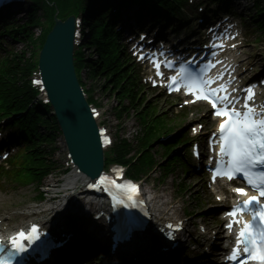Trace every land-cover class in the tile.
<instances>
[{
    "label": "trees",
    "instance_id": "obj_1",
    "mask_svg": "<svg viewBox=\"0 0 264 264\" xmlns=\"http://www.w3.org/2000/svg\"><path fill=\"white\" fill-rule=\"evenodd\" d=\"M36 1H39V3L43 5L45 10L44 16L51 19L53 17V9L48 7L43 0ZM48 1H54L57 4L62 3V0ZM29 16L25 25L29 27L28 29H31L36 25V19L34 20L32 14ZM260 21L264 24V19ZM85 24L92 34V38L86 45H95L96 49L94 52L95 54L97 53V59L88 58L84 61L89 79L96 83H100L99 88L102 93L116 98L119 105H121V109L118 111L119 115L121 112L126 113L128 110L133 109L137 113V116L147 117L150 113L148 102H146L145 99L138 98L129 78H127L122 71L118 73L112 66L115 57L108 32L106 31L104 33L105 38L101 41V44H96L93 36L96 34L100 24L94 21V13L89 12L86 15ZM25 25L23 27H25ZM33 39V34H29L27 40L31 43ZM40 43H43V38L40 40ZM25 46L28 47V43H25ZM25 55L26 53H14L10 62L5 67V72L0 76V101L4 108H11L13 112L27 111L26 115L20 116L16 120L19 124L29 127L30 131L36 135L35 137L37 139H33V145L27 147L25 150L27 155V163L24 164L25 173H32V175L35 176L37 173L41 172L44 175L53 165L48 163L47 155L50 153L44 152L41 148V144L45 142L51 143L54 140V132L57 131V128L52 122L49 124L48 121L34 118L40 106L31 102L32 98L25 80L28 64V59L25 58ZM38 121H41L39 125L45 126L49 131L45 135L36 133ZM142 126L145 128V125L142 124ZM148 135L147 141H143L146 138V134H144L140 145L144 144L148 146L149 142L155 138L154 132H149ZM119 147V160L128 162L125 160L127 152L126 143H122Z\"/></svg>",
    "mask_w": 264,
    "mask_h": 264
},
{
    "label": "rangeland",
    "instance_id": "obj_2",
    "mask_svg": "<svg viewBox=\"0 0 264 264\" xmlns=\"http://www.w3.org/2000/svg\"><path fill=\"white\" fill-rule=\"evenodd\" d=\"M245 1V3H242L243 5V11L242 13L244 14L245 12L247 13V16L249 15H253L254 14V9L253 8V3L254 0H243V2ZM260 1H264V0H260ZM263 7H264V3H263ZM241 10V9H239ZM23 17V18H22ZM18 16V18L16 19H25L24 16ZM40 31V30H39ZM33 34L34 36H37L38 30L37 29H33ZM14 49L16 50V52H21V51H25L27 54L25 56V58L28 57L29 55V49H26V47L22 44V43H18L13 45ZM263 44L262 43H258L256 45L253 46V48L250 50L251 51V55L255 58H259V60L263 63L264 62V56L262 53V48ZM34 48H36V44H34ZM85 57H87V55H89V53H91L90 50H85ZM24 53V52H23ZM83 80L86 83V85L90 86L92 89V96H94L96 102L101 105V107L103 108V110L105 111L106 114H108V119L111 123H113V117H112V111L111 108L113 107L112 105L110 106V104L114 105V98L113 97H109L107 98V96H104V94H101L100 90H99V82H95V81H91L89 79L88 76H86L85 74L83 75ZM154 93H149L146 94L148 97H156L157 98V102L159 104V108H163V111L166 112L167 109H165L167 107V104L165 103V101L163 100V98L160 95H155L152 96ZM195 116V115H194ZM136 128V122L134 119H124L123 121H121L119 123V126L117 127L116 130L117 131V137L119 136V138H123V137H127V135H132L133 130H135ZM130 132H132L130 134ZM130 136H128L127 138H130ZM59 145H60V138L58 136V138L55 137L54 139V143L53 145L47 146L46 149L48 150L50 147H53V149H55V152L53 153V156H51V159L55 162V163H59L60 164V153L58 152L59 149ZM157 161H160V158L157 157L156 158ZM60 167V166H59ZM60 169V168H59ZM64 177H66L65 175H62V172L60 170H55L49 177H47L44 181H43V186H42V190L46 191L48 188L53 187V186H49L52 183H54L55 180H59V186H61V184L64 181ZM159 171L156 168V170H154L152 172V174L149 175V177H143L141 178L142 180H144L145 182V189H151V190H156L158 193H163L166 194V198L165 200L170 201V194L173 193V188L176 187V183L182 181V178L185 180L184 184L189 187L188 190L182 194L179 195L178 197L181 198L182 202H183V207L187 208L190 211H200V209H198V207L195 206V203L193 202V200H196L197 197L200 200V195L201 192H203L202 189V182L200 180H197L195 178L190 179L189 176H182L180 171L177 170L168 180L166 181H161L159 180ZM58 186V187H59ZM34 189L33 192L31 191L30 188H26L25 191L23 193H15L14 195H9L10 193H7L5 198L0 200V207H5V208H10L14 213L19 214V213H23L25 212V210L28 207H32V206H25V204H27L29 202V200L31 199V197L33 196L34 193ZM166 192V193H165ZM45 201L40 205L43 206V208L45 207H53L55 206L59 200H55L54 202H51V195L49 196L48 194H45ZM205 198H207V196H204ZM203 207H202V211L200 213L197 214V218L195 219V222H199V221H204V223H206L209 226H214L216 223L214 221V217L216 215V209L215 206L211 204L210 200H208L207 202L203 203ZM28 212V211H27Z\"/></svg>",
    "mask_w": 264,
    "mask_h": 264
},
{
    "label": "snow or ice",
    "instance_id": "obj_3",
    "mask_svg": "<svg viewBox=\"0 0 264 264\" xmlns=\"http://www.w3.org/2000/svg\"><path fill=\"white\" fill-rule=\"evenodd\" d=\"M175 83V80H174ZM194 82L190 87H194ZM191 94V93H190ZM212 103V107L215 110L214 114L216 116L226 117V122L220 125V139L221 144V154L228 155L230 157L231 168L226 174L229 180L233 179V173H242L246 178L249 172L257 167L258 165H264V119L259 121L252 115V109L245 105L247 111L241 113L234 109H222L221 106L216 105L215 101L211 100L208 94L204 97ZM225 97V101H227ZM261 182H264V176L261 178ZM249 184L252 183L251 179L248 180ZM118 188L121 186L117 185ZM255 187V185H253ZM126 190L129 193L128 199H131V193H136L137 189L135 187H127ZM236 191L244 195L243 189H236ZM260 195L264 197V190L260 191ZM256 197H252L249 201H246L243 206L240 207V211L246 210L249 205L256 201ZM231 216H236L237 211L233 210L229 213ZM259 216L261 221H264V209L260 211H254L253 219ZM229 228L232 224L228 225ZM32 232H36V228L33 227ZM256 234L252 230V227L245 224L244 229L239 233L237 238L236 247L233 249V257L237 252L241 251V245H243V253L248 255L251 259L264 261V255H262L258 248H256ZM261 241L264 242V230L260 232ZM21 240L27 239L24 233L19 234ZM31 242V241H30ZM14 245V251L23 252L25 249L22 244H17L16 240L12 241ZM252 244L253 248H249L248 244ZM3 246H0V251H3ZM0 264H6L5 260L0 259Z\"/></svg>",
    "mask_w": 264,
    "mask_h": 264
},
{
    "label": "bare ground",
    "instance_id": "obj_4",
    "mask_svg": "<svg viewBox=\"0 0 264 264\" xmlns=\"http://www.w3.org/2000/svg\"><path fill=\"white\" fill-rule=\"evenodd\" d=\"M74 184H75V180H74V178H72L71 176H68V177H66L65 178V180H64V188L65 189H67V191H69L70 189H73V187H74ZM59 188H57V187H50V188H48L47 190H46V192L48 193V194H54L57 190H58ZM156 198V197H155ZM157 199V198H156ZM61 210V207L60 206H54V207H48V208H46L44 211H43V213L44 214H46V213H48V212H52L53 214L54 213H57L58 211H60ZM67 237H68V239H71L73 236H71V235H67ZM66 237V238H67ZM66 238H59V240H63V239H66Z\"/></svg>",
    "mask_w": 264,
    "mask_h": 264
},
{
    "label": "water",
    "instance_id": "obj_5",
    "mask_svg": "<svg viewBox=\"0 0 264 264\" xmlns=\"http://www.w3.org/2000/svg\"><path fill=\"white\" fill-rule=\"evenodd\" d=\"M61 84H62V83H59V86H60ZM74 89H75V85H74V84H71L69 90L72 92Z\"/></svg>",
    "mask_w": 264,
    "mask_h": 264
}]
</instances>
